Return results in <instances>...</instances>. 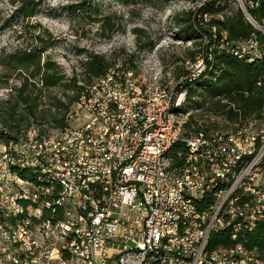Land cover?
<instances>
[{
  "label": "built area",
  "instance_id": "1",
  "mask_svg": "<svg viewBox=\"0 0 264 264\" xmlns=\"http://www.w3.org/2000/svg\"><path fill=\"white\" fill-rule=\"evenodd\" d=\"M232 1L264 36L250 14L259 0ZM211 32L177 80L116 63L80 91L64 127L0 138V264H264L236 241L264 220V112L229 122L178 110L222 51L264 55L257 32ZM219 231L236 242L209 247Z\"/></svg>",
  "mask_w": 264,
  "mask_h": 264
},
{
  "label": "rangeland",
  "instance_id": "2",
  "mask_svg": "<svg viewBox=\"0 0 264 264\" xmlns=\"http://www.w3.org/2000/svg\"><path fill=\"white\" fill-rule=\"evenodd\" d=\"M26 1L36 4L31 17L18 11L20 0H0V100L13 96L21 77L28 74L13 69L8 54L15 48L42 47V60H50L64 75L61 85L42 90V100L47 103L48 96L55 95L67 102L72 91L64 84H69L72 76L83 88L89 84L84 81L81 62L90 53L132 67L141 80L156 76L175 81L183 75L185 62L200 52L206 40L183 38L181 29L189 23L188 12L208 0ZM225 1L218 18L237 8L232 0ZM203 17L209 20L210 16ZM26 124L20 122L19 132ZM35 125L46 132L52 130L46 123Z\"/></svg>",
  "mask_w": 264,
  "mask_h": 264
},
{
  "label": "trees",
  "instance_id": "3",
  "mask_svg": "<svg viewBox=\"0 0 264 264\" xmlns=\"http://www.w3.org/2000/svg\"><path fill=\"white\" fill-rule=\"evenodd\" d=\"M20 1L18 9L20 14L23 17L33 16L36 4L26 0ZM225 2L208 0L195 11L188 12L189 23L181 29L184 32L182 37L188 40L205 37L211 43L214 41L211 36L212 27H215V41L220 38L222 31L226 32V37L230 41L244 39L251 32H257L238 7L232 9L230 14H224L221 18L216 17ZM204 14H209V20L204 19ZM250 14L259 23L264 22V0H259V6L250 10ZM258 37L262 40L264 49V36L258 33ZM206 45L205 43L202 47ZM43 51L42 47L15 48L8 54L13 69L25 70L28 74L21 77V83L14 89L13 96L9 95L10 97L0 100V138L4 140L17 138L21 133L20 122L23 120L27 122L26 128L34 123H46L50 128L64 127L66 113L83 89L72 76L68 79L69 84H64L65 89L72 91V94L67 96V102H63L55 95L48 96L47 103H44L42 90L61 85L64 75L60 74L50 60H42ZM215 58L216 62L207 76H202L194 85H189L184 106L178 110L201 109L221 115L229 122L261 118L264 112V55L251 62L222 51ZM113 64L115 63L103 55L97 53L87 55L81 62L82 74L86 76L85 83L102 76ZM185 151V144L179 140L172 145L169 153L177 163L176 153L183 154ZM236 241L243 242L248 248H256L264 255V220L245 230ZM236 241L230 239L228 232L219 231L211 234L208 246H229Z\"/></svg>",
  "mask_w": 264,
  "mask_h": 264
},
{
  "label": "bare ground",
  "instance_id": "4",
  "mask_svg": "<svg viewBox=\"0 0 264 264\" xmlns=\"http://www.w3.org/2000/svg\"><path fill=\"white\" fill-rule=\"evenodd\" d=\"M264 50V49H263ZM252 62V61H251ZM179 109V108H178Z\"/></svg>",
  "mask_w": 264,
  "mask_h": 264
}]
</instances>
